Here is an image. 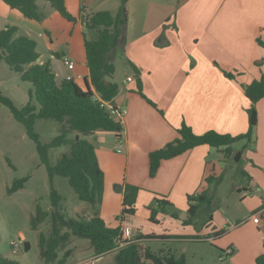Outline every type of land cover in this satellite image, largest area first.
Listing matches in <instances>:
<instances>
[{
    "label": "crops",
    "instance_id": "crops-1",
    "mask_svg": "<svg viewBox=\"0 0 264 264\" xmlns=\"http://www.w3.org/2000/svg\"><path fill=\"white\" fill-rule=\"evenodd\" d=\"M160 2L162 4L157 0L127 1L129 20L122 51L130 71L126 70L121 84L116 82L119 92L113 100L118 109L127 112L119 134L115 131L94 134L99 135V142L115 136L125 147L124 156L116 163L117 168L122 163L125 169L122 171L120 167L118 173L113 170L111 174L104 171V193L108 199L114 203L123 201V194L112 192L111 186L115 183L119 188L117 184L124 180L140 188L137 200L143 197V190H148L188 208V196L201 188L211 174L209 159L212 153L222 148L199 145L163 160L154 177L149 175V154L179 137L178 129L183 123L198 134L215 130L238 135L248 131L251 100L243 85L259 79L264 72V45L259 42V39L264 42V0H181L173 11H167L172 1ZM106 4L110 7H104ZM38 5L45 14L39 21L42 30L38 37L48 40L49 52L45 60H41L40 54L38 62L49 61L56 80L63 65L65 73L61 81L72 77L82 89L89 84L94 90L87 65L85 37L95 39L97 30L86 29L84 17L97 10L116 12L121 4L117 0H66L76 21H69L46 2L39 0ZM15 11L19 10L0 0V29L8 25L21 29ZM32 29L31 24H27L25 35L31 37ZM39 43L38 40L37 48ZM65 56L75 62L73 69L65 63ZM135 66L140 70L143 91L155 106L138 93ZM228 72L236 77L227 76ZM256 106V138L248 142L254 151H248V162L243 169L249 176L248 185L244 187L247 194L243 197H251V208L255 211L264 199V97ZM114 118L119 121L117 115ZM96 151L102 167L100 153H105L106 160L111 156L108 151L98 148ZM243 157L241 152L239 160ZM109 160L117 159L111 157ZM256 187L259 190L248 193ZM103 213L100 215L104 216ZM129 219L130 216L125 217L112 226L132 225ZM221 236L210 235L208 241L216 242ZM167 239L180 240L177 237ZM262 241L264 244V231L261 245H251L248 257L233 264H256V258L264 252Z\"/></svg>",
    "mask_w": 264,
    "mask_h": 264
},
{
    "label": "rangeland",
    "instance_id": "rangeland-1",
    "mask_svg": "<svg viewBox=\"0 0 264 264\" xmlns=\"http://www.w3.org/2000/svg\"><path fill=\"white\" fill-rule=\"evenodd\" d=\"M157 1L162 4L160 2L162 0ZM166 1H172L167 11H173L181 0ZM41 2L52 6L47 0H41ZM117 2L122 4V0H117ZM104 7H110V4ZM15 12L17 14L15 19L21 27L17 36L25 35L26 25L31 24L33 29L29 34L40 41L37 49L41 54V60L47 59L48 40L38 37V32L42 30L39 21L27 19L20 11ZM114 63L116 71L113 81L121 84L126 77V70L130 71L121 49L117 51ZM64 68L62 65L58 71V83H61L65 73ZM31 90H33L31 82L22 80L5 60L0 61V92L3 95L9 97L18 108H22L31 101ZM32 103L38 105L35 98L32 99ZM65 128L68 127L64 123L54 119L39 118L35 122V130L43 143L50 142ZM77 133L82 138L91 141L96 150L98 148L100 151H108L109 156L117 159L112 160L113 163L109 160L111 157L106 160L105 153L102 151L100 157L103 159V161L101 159L103 166L100 167L103 171L111 174L113 170L118 173L120 167L122 171L125 169L122 163L118 168L116 166V163L124 156L125 147L115 139V136L106 137L105 142H99V135L94 133L84 134L71 131L68 137L74 138ZM70 150L71 147L67 144L50 148V163L56 164L59 158L64 153H69ZM236 151L243 152V159H236ZM248 151L252 153L254 149L245 139L233 143L229 155L223 151L214 150L209 159V172L214 180L210 183L205 180L201 188L190 194L195 195L206 190L212 199L209 203L202 205L189 222L187 220L190 213L185 205L172 202L163 210L157 200L163 197L143 190V197L136 200V212L129 219L132 223L130 226L133 230L135 229L136 234L146 237L142 242L143 247L156 253L172 250V253L177 256L184 254L186 264H233L240 258L248 257L251 245L257 243L261 245V233L264 231V228H259L247 217L255 211L251 208V197H243L247 194L244 187L249 182L248 173L243 172L248 162ZM24 176H29L25 186L9 193L8 189L13 181ZM124 183L126 182L122 180L117 184L119 188L112 183V192L123 194ZM108 184L110 185V181ZM53 187L63 197L61 209L66 216L89 218L96 212L99 215L104 212L102 217H105L104 220L108 226L120 223L123 201L119 200L114 203V200L108 199L103 193L102 202L94 206L81 200L70 185L68 178L60 175L54 177ZM238 187H242V190H238ZM51 191L49 172L41 161L35 141L28 136L24 124L15 119L6 105L0 103V256L17 260L20 264H53L45 262L41 257L39 244L40 233L48 235L51 231L50 219H46L37 228L32 225V218L36 215L38 205L45 210L53 211ZM153 209L156 210L154 214ZM218 231H225V233L216 242L208 241L209 236H215ZM169 237H177L180 240L170 241L167 239ZM27 242L29 243L28 249L26 248ZM263 245L262 241V248ZM69 249L71 256L68 264H116L115 251L97 256L90 240L85 238L72 235L70 241L61 248L60 256ZM231 249L234 250L232 254Z\"/></svg>",
    "mask_w": 264,
    "mask_h": 264
},
{
    "label": "trees",
    "instance_id": "trees-1",
    "mask_svg": "<svg viewBox=\"0 0 264 264\" xmlns=\"http://www.w3.org/2000/svg\"><path fill=\"white\" fill-rule=\"evenodd\" d=\"M11 8L18 9L25 17L37 21L43 20L44 12L38 5L39 0H3ZM69 21L77 18L67 8L66 0H47ZM127 1L122 4L116 13L109 10L93 11L87 16L86 29L97 30V37L89 39L85 37V48L87 65L90 70V81L87 89H82L75 80L64 78L61 83L56 80V74L49 61L39 63L40 53L37 49V41L28 35L17 36L19 30L16 25H8L0 29V61L5 60L11 69L16 71L24 81L31 82L33 90L30 91L31 101L22 108H18L14 102L0 92V103L6 105L16 120L24 124L28 136L35 141L41 161L46 165L52 191L51 199L53 211H48L37 206L36 215L32 218V225L37 228L46 219H50L51 231L47 235L40 233L39 244L41 257L47 263L68 264L71 250H67L60 256V250L69 241L72 235L90 240L95 255L101 256L115 251L116 264H186L185 255H175L172 252L156 253L143 247L145 236L137 235L134 241H127L122 247L114 250L122 241L123 226L110 227L102 216L96 212L92 217H68L61 209L62 195L53 187L56 175L67 177L70 185L74 188L79 198L94 206L103 200L105 173L101 169L95 145L79 133L74 138L68 137L71 131L84 134L96 133L98 131H115L119 134L122 129L115 118L113 111H117L113 100L118 95L119 84L113 81L116 66L114 59L119 49L123 50L126 38V27L128 24ZM83 10V9H82ZM264 45V42L259 39ZM137 73L138 93L155 104L145 95L143 91L140 70L135 66ZM229 77H236L233 73H226ZM246 96L251 100L248 108L249 129L247 132L231 135L220 133L215 130L203 134L196 133L193 128L183 123L178 129L179 137L156 149L149 154V172L153 177L158 172L163 160L171 159L186 151L199 146L210 145L222 148L221 151L229 155L232 144L239 140L252 142L256 138V127L258 125L257 103L264 97V72L259 79L243 85ZM98 98L96 97V93ZM35 98L38 105L32 103ZM103 101L111 104L112 109L103 105ZM54 119L65 124L64 131L54 137L50 142L43 143L40 135L35 130L36 119ZM70 145L69 153H64L56 164L52 165L49 159V149L61 145ZM241 156V151L236 154V159ZM29 176L17 178L13 181L8 192L13 193L23 188ZM214 180L210 175L206 178L208 183ZM139 187L130 183H124L122 187L123 203L120 218L134 215L136 212V200ZM212 197L206 193L189 195V219L195 216L202 205L211 201ZM158 204L163 208L171 205L166 198H157ZM156 212L153 209V214ZM67 228V230H65ZM225 231L216 232L221 236ZM225 251V250H222ZM230 253H233L231 249ZM0 264H20L19 261L0 256ZM256 264H264V252L256 258Z\"/></svg>",
    "mask_w": 264,
    "mask_h": 264
},
{
    "label": "built area",
    "instance_id": "built-area-1",
    "mask_svg": "<svg viewBox=\"0 0 264 264\" xmlns=\"http://www.w3.org/2000/svg\"><path fill=\"white\" fill-rule=\"evenodd\" d=\"M86 21H87V17H84V24H86ZM64 61L68 65V67L70 69L74 68L75 62L73 60H71L69 57L65 56L64 57ZM68 78H71V77H68ZM131 79H132L131 77L128 78L129 81ZM96 97L98 98V95H96ZM102 103L107 108L112 109L110 103L105 102V101H103ZM112 111H113L114 115L118 116L119 121H117V122L119 124H121V126H122L123 117H124V115L126 114L127 111L125 109H123V110L118 109L117 111H114V110H112ZM257 190H259L258 187L254 188L253 190L251 189L248 192H249V194H252L253 192H256ZM249 219L252 220L254 222V224H256L259 228H264V199H263V202H262L260 208L257 209L256 211H254L251 214ZM122 228H123V230H122L123 231L122 241L119 242V244L117 245V247L114 250H117L119 247L124 246L127 241H130V242L134 241V239L137 236L136 232L133 230V228L130 225L126 224Z\"/></svg>",
    "mask_w": 264,
    "mask_h": 264
},
{
    "label": "water",
    "instance_id": "water-1",
    "mask_svg": "<svg viewBox=\"0 0 264 264\" xmlns=\"http://www.w3.org/2000/svg\"><path fill=\"white\" fill-rule=\"evenodd\" d=\"M86 89H87V87H86ZM26 248L27 249L29 248V243L28 242L26 243Z\"/></svg>",
    "mask_w": 264,
    "mask_h": 264
}]
</instances>
